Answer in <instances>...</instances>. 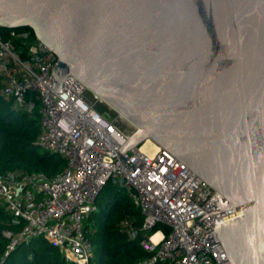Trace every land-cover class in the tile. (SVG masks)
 Wrapping results in <instances>:
<instances>
[{
  "label": "water",
  "instance_id": "obj_1",
  "mask_svg": "<svg viewBox=\"0 0 264 264\" xmlns=\"http://www.w3.org/2000/svg\"><path fill=\"white\" fill-rule=\"evenodd\" d=\"M0 27L55 52L52 92L72 72L136 127L125 161L150 138L222 195L203 217L240 207L214 230L264 264V0H0Z\"/></svg>",
  "mask_w": 264,
  "mask_h": 264
},
{
  "label": "built area",
  "instance_id": "obj_2",
  "mask_svg": "<svg viewBox=\"0 0 264 264\" xmlns=\"http://www.w3.org/2000/svg\"><path fill=\"white\" fill-rule=\"evenodd\" d=\"M57 62L55 52L31 30H12L8 38L0 32V97L29 114L39 105L36 145L66 161L52 177L42 171L0 173V205L14 224L24 221L17 234L5 232L11 237L5 255L20 242L43 236L59 247L67 262L92 264L87 221L98 209V195L112 182L128 192L143 216L140 227L130 221L120 226L132 238L139 236L149 253L134 264H232L214 229L240 216L242 209L203 217L217 210L214 201L222 195L159 145L143 150V141L120 151L133 165L125 161L118 149L135 130L120 127L117 117L127 119L116 110V118L100 111L87 99L93 91L72 72L63 78L61 91L52 92Z\"/></svg>",
  "mask_w": 264,
  "mask_h": 264
},
{
  "label": "trees",
  "instance_id": "obj_3",
  "mask_svg": "<svg viewBox=\"0 0 264 264\" xmlns=\"http://www.w3.org/2000/svg\"><path fill=\"white\" fill-rule=\"evenodd\" d=\"M23 29L33 32L31 28L5 27H0V32L8 38L12 30ZM5 104L10 103L0 97V173L42 171L52 177L61 171L65 167V159L36 145L39 132L37 115L23 110L3 109ZM108 183L96 199L98 209L89 215L87 221L94 252L95 245L99 249V261L92 264H134L149 253L140 245L139 236L132 238L120 226L122 222L130 221L133 226L140 227L143 216L126 190L111 182L112 188L106 191ZM23 225L24 221L14 224L12 216L0 205V264H75L67 262L59 247L43 236L20 242L5 255L11 242V237L5 232L15 235Z\"/></svg>",
  "mask_w": 264,
  "mask_h": 264
},
{
  "label": "rangeland",
  "instance_id": "obj_4",
  "mask_svg": "<svg viewBox=\"0 0 264 264\" xmlns=\"http://www.w3.org/2000/svg\"><path fill=\"white\" fill-rule=\"evenodd\" d=\"M87 99H89L90 101H95L96 107L100 111L106 113L109 117L116 118V116H118L116 111L114 109H111V107H109L107 105V103H105L103 101H99L98 99L96 100V97H95L93 92L89 91V93H87ZM2 100L7 101L5 98H2ZM39 107L40 106L37 105L36 109H34V114L37 115V117H39ZM2 108L3 109H6V108L13 109L10 104H8V105L5 104L2 106ZM117 119H118L120 127H122L124 131L132 132L135 130V126L132 123L130 124V122H128L127 120H125L121 117H117ZM112 186H113V184L111 182H109L107 187H106V191L109 190L110 188H112ZM94 253H96V254H95V258L93 259V262L97 263L99 261V249H98L97 245H95V252Z\"/></svg>",
  "mask_w": 264,
  "mask_h": 264
},
{
  "label": "bare ground",
  "instance_id": "obj_5",
  "mask_svg": "<svg viewBox=\"0 0 264 264\" xmlns=\"http://www.w3.org/2000/svg\"><path fill=\"white\" fill-rule=\"evenodd\" d=\"M157 147H158V145L153 140H151L150 138H147L146 140H144V142L142 144L143 150H155Z\"/></svg>",
  "mask_w": 264,
  "mask_h": 264
}]
</instances>
